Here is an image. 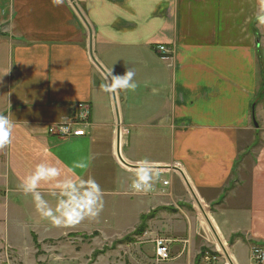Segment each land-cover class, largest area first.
I'll return each instance as SVG.
<instances>
[{
	"label": "crops",
	"instance_id": "obj_1",
	"mask_svg": "<svg viewBox=\"0 0 264 264\" xmlns=\"http://www.w3.org/2000/svg\"><path fill=\"white\" fill-rule=\"evenodd\" d=\"M260 7L261 0H0V115L14 123L1 149L9 191L24 193V178L44 163L60 175L40 182L41 196L60 195L65 180L93 178L105 198L142 199L133 234L142 227L135 235L155 238L154 252L157 239L169 241L168 263L206 264L197 263L205 251L218 257L210 264H251L252 248L264 249ZM158 45L173 57L163 60ZM129 69L135 91L102 89L108 73ZM80 104L90 109L88 123L77 122L69 137L50 134L77 121ZM250 157L244 181L241 163ZM143 158L159 178L149 195L131 196ZM194 210L209 240L189 217Z\"/></svg>",
	"mask_w": 264,
	"mask_h": 264
},
{
	"label": "rangeland",
	"instance_id": "obj_2",
	"mask_svg": "<svg viewBox=\"0 0 264 264\" xmlns=\"http://www.w3.org/2000/svg\"><path fill=\"white\" fill-rule=\"evenodd\" d=\"M259 141L254 143L253 157ZM1 153L0 149V264H158L152 242L155 238L143 239L133 234L139 227L142 199L103 197L104 207L98 216L56 227L37 211L31 193L9 191ZM253 160L250 157L241 163L244 181ZM235 178L239 180L240 176L236 174ZM42 197L53 210L62 198L60 195ZM181 198L184 195H176L175 201L179 202ZM192 203L189 199L187 205ZM168 214L169 220H176L171 216L174 213ZM189 217L199 227L195 210ZM201 230L199 227L200 233L208 239ZM161 237L165 238L164 235ZM207 245L210 252L216 250L211 243ZM185 258L168 264H185Z\"/></svg>",
	"mask_w": 264,
	"mask_h": 264
},
{
	"label": "clouds",
	"instance_id": "obj_3",
	"mask_svg": "<svg viewBox=\"0 0 264 264\" xmlns=\"http://www.w3.org/2000/svg\"><path fill=\"white\" fill-rule=\"evenodd\" d=\"M258 24L264 25V0H261L260 11L255 17ZM135 72L133 69L125 71L123 75L108 73L106 82L101 85L102 89L109 94L118 91H135L137 84L134 81ZM65 120H67L65 118ZM14 123L6 115H0V149L11 143ZM67 131V128L63 129ZM76 167L83 168V164ZM59 170L55 167L41 163L35 170L27 175L22 182V190L25 194L31 193L38 212L48 218L56 226H66L79 223L86 217H96L103 210L104 192L100 185L93 178L80 179L79 182L65 180L57 184L62 197L53 210L48 202L43 199L37 188L41 181H51L59 176ZM159 178V172L154 162L143 158L135 162L134 179L129 191L135 195L148 193L154 190V184Z\"/></svg>",
	"mask_w": 264,
	"mask_h": 264
},
{
	"label": "built area",
	"instance_id": "obj_4",
	"mask_svg": "<svg viewBox=\"0 0 264 264\" xmlns=\"http://www.w3.org/2000/svg\"><path fill=\"white\" fill-rule=\"evenodd\" d=\"M156 53L163 58V60H167L170 57H173L174 55V49L169 48L166 45H158L155 49ZM77 110L79 111V117L78 120H69L65 123L58 124L55 127H50V134L57 135L59 137H69L74 134V128L78 125L77 122L81 123H88V119L90 116V109L85 106V104H80L77 107ZM67 128V131H64L63 129ZM164 186L168 187L170 186V182H164ZM152 191L148 193H138V194H131V196H147ZM169 245L170 242L166 241L164 239H157L155 241V257L156 262L158 264L162 263H168L171 260L170 252H169ZM250 262L251 264H264V249L261 247H253L250 251ZM218 257H211L208 255L204 258V262L206 264L214 263L217 261Z\"/></svg>",
	"mask_w": 264,
	"mask_h": 264
},
{
	"label": "trees",
	"instance_id": "obj_5",
	"mask_svg": "<svg viewBox=\"0 0 264 264\" xmlns=\"http://www.w3.org/2000/svg\"><path fill=\"white\" fill-rule=\"evenodd\" d=\"M260 99L264 98V86H262V91L260 92ZM142 231V227L138 229V231L136 232L137 234L141 233ZM205 251L202 252L200 259L197 260V263H201V261L205 258ZM214 256V255H213Z\"/></svg>",
	"mask_w": 264,
	"mask_h": 264
}]
</instances>
